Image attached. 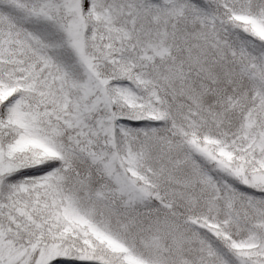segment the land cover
I'll use <instances>...</instances> for the list:
<instances>
[{
	"label": "snow or ice",
	"instance_id": "snow-or-ice-1",
	"mask_svg": "<svg viewBox=\"0 0 264 264\" xmlns=\"http://www.w3.org/2000/svg\"><path fill=\"white\" fill-rule=\"evenodd\" d=\"M0 264H264V0H0Z\"/></svg>",
	"mask_w": 264,
	"mask_h": 264
}]
</instances>
